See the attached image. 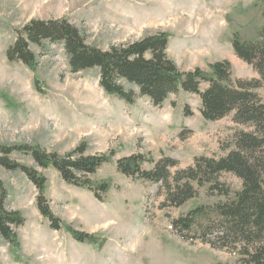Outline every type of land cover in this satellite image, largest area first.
<instances>
[{"label": "rangeland", "instance_id": "1", "mask_svg": "<svg viewBox=\"0 0 264 264\" xmlns=\"http://www.w3.org/2000/svg\"><path fill=\"white\" fill-rule=\"evenodd\" d=\"M164 1L0 0V144L38 145L61 155L83 142L87 144V154L110 155L111 150L115 151V156L94 176L97 182L106 180L110 184L108 193L103 194L107 205L102 212L111 213L114 227L104 225V230L94 231L99 233V240L104 239V244L79 242L65 227L56 230L45 225L44 216L35 227L15 228L21 239L19 247L0 234V264H239L238 253L216 249L201 241L183 240L171 224L172 218L200 205L214 206L226 197L209 194L203 188L199 196L185 205L162 209L164 196L158 195V185L126 176L117 169L116 161L133 153L156 160L167 155L178 159L180 167H187L196 156L219 157L227 153L224 148L232 143L235 132L248 129L247 126L235 123L232 113L220 120L205 119L196 96L192 95L173 94L162 107L154 106L146 97H138L130 105L118 95L109 96L99 83L98 69L71 71L61 43L46 40L42 45L32 44L38 60L34 67L11 62L7 56L17 31L34 18L66 17L85 32L90 45L102 49L140 39L148 32L141 26L144 16L159 11ZM168 1L171 11V7H176L186 16L197 13L199 18L204 17L206 29L213 23L215 29L217 25L223 26L217 33L222 42L214 46L215 54L225 55L230 46L232 59H239L232 45L234 33L238 32L244 40L259 39L263 0ZM157 28L152 27L150 32H157ZM237 68L235 76L259 77L247 62L241 61ZM124 84L138 91L136 86ZM261 91L264 97V85ZM187 105L191 115L185 113ZM181 133L187 138L182 139ZM11 158L36 167L51 178L57 171L52 165L51 168L37 165L23 151L13 152ZM144 167L151 168L152 164L145 163ZM6 171L0 169L11 189L9 209H15V203L32 202L38 190L29 188L26 174L20 170ZM21 173L25 176L23 182ZM222 180L235 191L242 187L240 178L231 173H224ZM65 194L54 195L59 199ZM67 195L72 197L71 193ZM65 205L60 201L56 208L65 212ZM32 209L26 206L30 220ZM216 218L213 213L200 217L199 221L205 224ZM88 221L80 219L78 225L91 229Z\"/></svg>", "mask_w": 264, "mask_h": 264}, {"label": "trees", "instance_id": "2", "mask_svg": "<svg viewBox=\"0 0 264 264\" xmlns=\"http://www.w3.org/2000/svg\"><path fill=\"white\" fill-rule=\"evenodd\" d=\"M264 2V0H263ZM169 33L160 31L144 37L113 44L108 49L90 45L87 35L66 17L30 20L17 31L15 41L8 47L11 62H22L34 67L38 64L31 45L44 41L61 43L69 57L72 72L94 68L100 71V85L108 94L118 95L130 104L138 97L147 96L156 107H162L170 94L181 90L196 93L202 101L201 113L207 120H220L233 113V121L247 126L237 130L228 152L217 157L200 155L193 163L180 167L179 160L163 155L160 159L148 158L143 153H133L116 161L117 169L126 176L158 185V195L164 196L161 208L181 207L199 196L206 188L209 194L224 196L225 200L214 206L200 205L188 213L172 218L174 232L183 240L201 241L211 247L232 250L240 255L239 264H264V100L256 89L264 85V6L263 25L258 40H244L237 32L233 37L236 55L250 64L258 78H233L229 60L214 62L210 71L200 67L182 70L167 52ZM128 82L138 88H126ZM209 86L201 90V83ZM185 113L192 111L187 105ZM182 139L187 138L183 133ZM15 151L30 155L37 165H52L68 183L87 187L97 199L104 200L110 184L96 183L91 175L110 161L115 151L107 154H87V144L81 143L72 151L61 155L48 152L38 145L0 144V165L8 170L26 174L38 190L37 206L56 230L66 228L79 242L104 244V239L65 224L57 216L45 194L47 177L36 167L11 158ZM152 164L145 168L144 164ZM224 173H231L242 182L239 190L222 180ZM9 191L0 178V234L13 246L20 240L15 227L26 218L18 210L8 209ZM217 214V218L202 224L203 216Z\"/></svg>", "mask_w": 264, "mask_h": 264}, {"label": "crops", "instance_id": "3", "mask_svg": "<svg viewBox=\"0 0 264 264\" xmlns=\"http://www.w3.org/2000/svg\"><path fill=\"white\" fill-rule=\"evenodd\" d=\"M169 5H170V2L166 0L162 2L161 9L159 11H157L156 13H152L150 16L147 14L144 16V20L141 22V26L143 25L144 28L146 27V29H148V32L144 34V36L147 34H153V33H157L160 31L168 32L170 35L169 45L167 49L168 55L172 60H174V62L182 70H192L197 67H200L206 71H210V65L212 63L217 62V61H222V60H229L232 63L233 78L234 79L244 78L243 76L240 77V75L235 76L234 70H237L238 69L237 67L241 66V61L243 62L244 60H242L239 57L237 61L232 59L231 54H230L232 47L231 48L230 46L228 47V52L225 55H223L222 53L215 54L213 52L214 46L219 41L222 42V36L221 35L217 36V33L223 30L222 25L221 26L217 25L218 28L215 29L216 26L214 25V23L213 25L208 24V28L206 29L205 27L206 24L204 23V20H205L204 17L199 18V15L197 13H193L194 15L190 14L189 16H186L185 14H181V9L177 10L176 7H171L173 9L171 11L169 9ZM223 20H224V17H221V21ZM154 26L158 27L157 28L158 31L150 32V30ZM201 27H202V31H201ZM212 31L214 32L211 34ZM95 69H98V68H95ZM255 78H258V77H255ZM99 83H100V80H99ZM208 86H209L208 82H203L201 83L200 89L205 90ZM256 91L262 96L264 100L261 87L256 89ZM111 95L114 96L115 94H111ZM111 95L109 94V96ZM172 95L173 94H170V96L165 101V103L170 99ZM177 95H183L186 97H188L189 95L196 96L200 104L199 108L200 110L202 109V101L198 94L181 90ZM109 96L105 98L107 101L110 98ZM144 97L148 98V100L151 101L149 97L147 96H144ZM122 105L127 107V105H124V104ZM130 105H133V104H130ZM123 106H121V108ZM87 152H88V148H87ZM51 167L52 166L50 165L46 168H51ZM2 168L4 167L0 165V169ZM4 169L8 170L6 168ZM55 170L57 169L55 168ZM99 170L95 174L91 175L92 180L96 183H99V182H97V180H94V176L98 174ZM13 171H16V170H8L6 172H13ZM44 175L47 177V182L45 186V194L48 198L51 199L50 205H51L53 212L57 216H59L65 224L71 225L78 230L86 231L96 236H98L97 234L99 233H95L94 232L95 230H99V231L104 230L107 225H109L110 227L111 226L114 227L113 226L114 223H112V219H111L112 218L111 213L102 212L104 211V206L107 205L106 201L104 200L100 201L99 199H97L93 191H91L87 187H80V186H78V188L73 187L71 183H68L64 179L60 178V172L58 170L53 173L52 178L46 173H44ZM0 178L4 181V184L6 185L9 191L8 199H10L11 189L8 187L6 181L1 176V174H0ZM24 178L25 176L21 173L20 181L23 182ZM27 184L29 188L31 189L34 188V191L35 190L37 191L36 186L30 181V179H27ZM57 190L59 191L55 193V191ZM60 193H64L65 196L60 197L59 199L55 198L54 194H56V196L59 197ZM67 193H71L72 197H68ZM106 193H108V191ZM36 196H37V193L35 194L32 202L24 201V203H15V206H14L15 209L13 210L20 211L22 215L26 218V221L23 224L24 227H31V228L35 227L36 224H39L40 218L42 220V218L44 217L40 214V211H38V208H35ZM8 199L6 202V207L9 209ZM83 199H85L88 203H84ZM60 201H63L66 203L65 206L67 207L65 209V212L56 208ZM26 206L33 208L32 209L33 210V220L29 219L28 217L29 211L26 210ZM80 219H89L88 223L92 224L91 229H86L85 226L78 225ZM44 220L46 222L45 225L48 224L50 228H52L50 225L49 219L46 218ZM104 225L106 226L104 227ZM60 230H63V229H60ZM17 233L19 236V232ZM19 240H20V245H21L20 236H19Z\"/></svg>", "mask_w": 264, "mask_h": 264}]
</instances>
